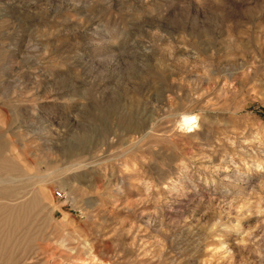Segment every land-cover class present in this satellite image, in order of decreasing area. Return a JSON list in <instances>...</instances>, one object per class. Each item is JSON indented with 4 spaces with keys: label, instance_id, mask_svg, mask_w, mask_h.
Masks as SVG:
<instances>
[{
    "label": "rangeland",
    "instance_id": "rangeland-1",
    "mask_svg": "<svg viewBox=\"0 0 264 264\" xmlns=\"http://www.w3.org/2000/svg\"><path fill=\"white\" fill-rule=\"evenodd\" d=\"M0 264H264V0H0Z\"/></svg>",
    "mask_w": 264,
    "mask_h": 264
},
{
    "label": "bare ground",
    "instance_id": "bare-ground-1",
    "mask_svg": "<svg viewBox=\"0 0 264 264\" xmlns=\"http://www.w3.org/2000/svg\"><path fill=\"white\" fill-rule=\"evenodd\" d=\"M195 118L189 114H183L181 119L179 120V125L185 128H192L194 124Z\"/></svg>",
    "mask_w": 264,
    "mask_h": 264
}]
</instances>
